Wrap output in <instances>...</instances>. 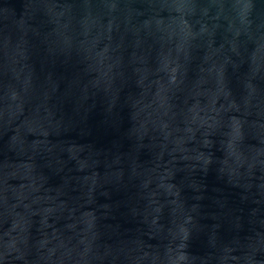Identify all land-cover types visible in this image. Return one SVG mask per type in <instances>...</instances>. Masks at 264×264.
<instances>
[{
	"label": "water",
	"instance_id": "1",
	"mask_svg": "<svg viewBox=\"0 0 264 264\" xmlns=\"http://www.w3.org/2000/svg\"><path fill=\"white\" fill-rule=\"evenodd\" d=\"M0 264H264V0H0Z\"/></svg>",
	"mask_w": 264,
	"mask_h": 264
}]
</instances>
